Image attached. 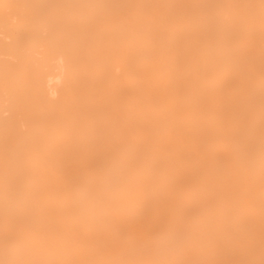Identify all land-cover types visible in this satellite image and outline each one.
<instances>
[{"label": "bare ground", "instance_id": "obj_1", "mask_svg": "<svg viewBox=\"0 0 264 264\" xmlns=\"http://www.w3.org/2000/svg\"><path fill=\"white\" fill-rule=\"evenodd\" d=\"M0 264H264V0H0Z\"/></svg>", "mask_w": 264, "mask_h": 264}]
</instances>
